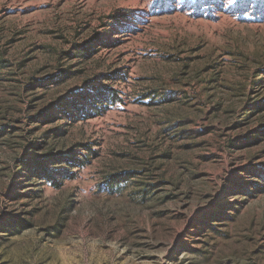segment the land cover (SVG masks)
<instances>
[{
  "label": "rangeland",
  "instance_id": "rangeland-1",
  "mask_svg": "<svg viewBox=\"0 0 264 264\" xmlns=\"http://www.w3.org/2000/svg\"><path fill=\"white\" fill-rule=\"evenodd\" d=\"M0 264H264V0H0Z\"/></svg>",
  "mask_w": 264,
  "mask_h": 264
}]
</instances>
